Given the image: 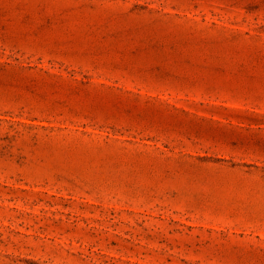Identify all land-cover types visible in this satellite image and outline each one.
Instances as JSON below:
<instances>
[{
    "label": "rangeland",
    "instance_id": "1",
    "mask_svg": "<svg viewBox=\"0 0 264 264\" xmlns=\"http://www.w3.org/2000/svg\"><path fill=\"white\" fill-rule=\"evenodd\" d=\"M0 264H264V0H0Z\"/></svg>",
    "mask_w": 264,
    "mask_h": 264
}]
</instances>
